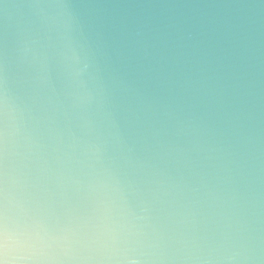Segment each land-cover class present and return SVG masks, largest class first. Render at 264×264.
<instances>
[{
    "label": "clouds",
    "instance_id": "clouds-1",
    "mask_svg": "<svg viewBox=\"0 0 264 264\" xmlns=\"http://www.w3.org/2000/svg\"><path fill=\"white\" fill-rule=\"evenodd\" d=\"M0 264H264V0H0Z\"/></svg>",
    "mask_w": 264,
    "mask_h": 264
}]
</instances>
